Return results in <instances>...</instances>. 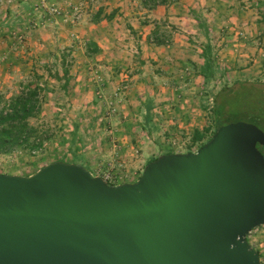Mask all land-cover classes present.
<instances>
[{
  "label": "rangeland",
  "instance_id": "374dc122",
  "mask_svg": "<svg viewBox=\"0 0 264 264\" xmlns=\"http://www.w3.org/2000/svg\"><path fill=\"white\" fill-rule=\"evenodd\" d=\"M169 1L182 20L153 26L162 46L155 60L136 42L150 19L137 21L139 31L123 20L108 27L109 0H0V95L6 103L38 90L41 110L30 124L46 137L33 153L0 154V174L30 177L62 162L111 186L134 184L150 161L196 153L212 139L223 90L243 83L264 91V0L199 9ZM247 240L264 264V226Z\"/></svg>",
  "mask_w": 264,
  "mask_h": 264
},
{
  "label": "water",
  "instance_id": "95a60500",
  "mask_svg": "<svg viewBox=\"0 0 264 264\" xmlns=\"http://www.w3.org/2000/svg\"><path fill=\"white\" fill-rule=\"evenodd\" d=\"M264 131L218 129L196 153L159 157L134 184L56 162L0 174V264H261Z\"/></svg>",
  "mask_w": 264,
  "mask_h": 264
},
{
  "label": "trees",
  "instance_id": "16d2710c",
  "mask_svg": "<svg viewBox=\"0 0 264 264\" xmlns=\"http://www.w3.org/2000/svg\"><path fill=\"white\" fill-rule=\"evenodd\" d=\"M89 50L92 51V48ZM40 110V94L36 89H26L6 103L4 97L0 95L1 155L17 150L33 153L44 146L45 133L30 124V120L36 117ZM214 116L216 126L214 134L219 128L239 121L254 124L264 131V91L258 92L243 83L237 84L236 88L225 89L216 97ZM201 139V136L197 137V140ZM258 148L264 155V148L261 146ZM156 160L150 161L149 164Z\"/></svg>",
  "mask_w": 264,
  "mask_h": 264
},
{
  "label": "crops",
  "instance_id": "0c3cea01",
  "mask_svg": "<svg viewBox=\"0 0 264 264\" xmlns=\"http://www.w3.org/2000/svg\"><path fill=\"white\" fill-rule=\"evenodd\" d=\"M168 1L169 0H109V2H106L104 4L111 5L110 9L112 10V12L111 14H109V19L111 20L112 24H107V26L111 27L112 25H114V21L122 22L123 20L127 25L131 22V24L138 30V27H140L142 24L141 22L138 23L137 21H145L144 19L149 18L150 20L148 21V23L150 24L142 28L144 31L146 29H150L151 31L149 30V32L143 37H140V35H143V33L139 32L140 34L138 35V40L136 42L138 46H141V53H144V55L147 57H151V59L158 60L157 54L159 55L162 52V46H160L158 42L153 43V34H155V32H152L154 30L153 26L162 24L169 27L170 24H181L180 21L182 20V18H178L177 15L180 14V12L184 11L181 8H178L179 6L176 7V5H167ZM190 2L191 5H194V7H196L197 5V8L199 9L201 7H205V5L209 6L210 0H190ZM105 26L106 25H103L102 27ZM106 32L107 31H104V33L99 35V38H101L102 36H106ZM107 35L114 38V35L109 32L107 33ZM95 40L97 41V39ZM97 43L98 45H100L99 42Z\"/></svg>",
  "mask_w": 264,
  "mask_h": 264
},
{
  "label": "built area",
  "instance_id": "2783aa9c",
  "mask_svg": "<svg viewBox=\"0 0 264 264\" xmlns=\"http://www.w3.org/2000/svg\"><path fill=\"white\" fill-rule=\"evenodd\" d=\"M53 12H58L56 9H53L52 10ZM75 17H76V19L77 20H82L83 19V16H84V11H83V9H81V8H76L75 9Z\"/></svg>",
  "mask_w": 264,
  "mask_h": 264
}]
</instances>
